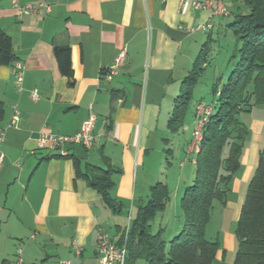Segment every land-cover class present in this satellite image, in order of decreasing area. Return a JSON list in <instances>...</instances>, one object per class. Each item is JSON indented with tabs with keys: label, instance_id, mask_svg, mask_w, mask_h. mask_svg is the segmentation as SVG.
I'll return each mask as SVG.
<instances>
[{
	"label": "crops",
	"instance_id": "crops-1",
	"mask_svg": "<svg viewBox=\"0 0 264 264\" xmlns=\"http://www.w3.org/2000/svg\"><path fill=\"white\" fill-rule=\"evenodd\" d=\"M211 1L224 5L230 16L211 17L192 7L182 12L178 0H19L46 4L49 12L39 8L18 17L0 0V29L11 40L12 63L23 68L18 92L12 64L0 66V264H16L17 250L23 264H98L99 234H108L114 244L122 241L125 231L116 215L145 205L151 187L161 183L168 190L171 183L180 201L194 178L196 153L189 142L195 110L176 133L169 132L168 120L198 54L208 53L203 38L225 32L236 15L230 4L240 3ZM54 48L70 51V81L57 70ZM90 116L95 118L91 149L64 146L67 156L57 157L36 148L40 133L71 137ZM168 146V153L177 150L182 160L176 176L169 172L171 163L161 176L160 159ZM252 164L246 157L241 162L245 168L236 189L248 181ZM86 165L112 168L109 195L115 209L88 185Z\"/></svg>",
	"mask_w": 264,
	"mask_h": 264
},
{
	"label": "trees",
	"instance_id": "trees-1",
	"mask_svg": "<svg viewBox=\"0 0 264 264\" xmlns=\"http://www.w3.org/2000/svg\"><path fill=\"white\" fill-rule=\"evenodd\" d=\"M235 1L242 4L245 14L234 15L225 32L238 40L239 47L230 58L234 62L226 83L212 91L215 102L209 105L211 114L195 155L194 178L179 201L183 225L168 244L163 241L161 230L155 234L150 232V221L164 210L169 200L167 188L161 183L154 185L146 204L138 207L130 224L124 264L138 260L146 264H214L218 244L204 238V229L212 204L224 203L227 186L240 168L247 130L236 118L242 112H249L253 105L264 106V0ZM206 54V50L198 54L190 75L181 83L168 120L170 133H176L183 125ZM53 55L59 74L70 81L69 49L54 48ZM14 59L11 40L0 29V66L13 64ZM3 115L0 102V123ZM85 170L88 185L101 195L108 208L115 209L116 203L109 195L113 187L112 168L86 165ZM235 235L237 251L233 264H264V149L248 182ZM120 244L121 241L116 245Z\"/></svg>",
	"mask_w": 264,
	"mask_h": 264
},
{
	"label": "rangeland",
	"instance_id": "rangeland-1",
	"mask_svg": "<svg viewBox=\"0 0 264 264\" xmlns=\"http://www.w3.org/2000/svg\"><path fill=\"white\" fill-rule=\"evenodd\" d=\"M230 6L234 11V14H239V9L244 10L241 3H231ZM230 22L231 20H228L227 24ZM216 33L217 32L215 30L213 34H211L210 41L206 40L207 36L203 38L204 44L202 47L204 46L208 52L205 57L206 67L201 76L197 79V84L192 92L187 110L188 112H186L187 117H190V113L195 110V106L198 103H205L209 106L215 102L212 91L214 89L220 88L226 83L228 75L233 68L234 60L230 58L238 50V40L229 32L226 33V36L224 34L225 32L222 34L220 33L219 35ZM191 71L185 78L190 75ZM236 119L241 124V126L247 130V136L242 142L240 168L232 176L227 186V193L224 203L214 202L212 204L209 220L204 229V238L209 242H215L218 244V250L214 258V264H233L234 262L237 251V239L235 235L237 221L245 197L248 182L258 165L259 153L264 149V106L253 105L249 112L240 113ZM259 126H261L260 131H258ZM189 135L190 134L187 133L186 138L182 137L181 142L184 145H182V148H185V145H187L186 141ZM189 143H191V141ZM168 150H171L170 146L164 148V153L160 159V164L162 165V168H164L161 170V176H164L165 174V169H167L165 167L167 166V163H171L173 166L172 169L169 170L170 174L174 173L176 176L180 169L179 163L182 162V160H180V157H178L177 150L172 152V154H169ZM226 152L227 150L225 148L223 151L224 156L226 155ZM158 157H155V162L158 160ZM245 157L247 162H253V168L250 172L251 174L248 181H244L239 185L237 184L238 186L236 189V180L240 178L243 167L245 166L241 165V162ZM169 184L170 187L167 190L169 194L168 203L166 204L164 210L156 214L153 220L149 223L151 228L150 232L152 234L157 233L158 229L162 231V239L166 244H168L169 241L177 235L174 234V231L177 229L178 225H183V213L179 206V199L176 200L173 197L175 191L173 185L171 183ZM136 206L137 205L135 204L133 208L126 209L120 215H116L117 219L115 223L123 230L122 234L128 225L127 222L134 219L137 212ZM158 226H160V228H158ZM107 231L109 232L110 230ZM134 264L146 263L142 260H138Z\"/></svg>",
	"mask_w": 264,
	"mask_h": 264
},
{
	"label": "built area",
	"instance_id": "built-area-1",
	"mask_svg": "<svg viewBox=\"0 0 264 264\" xmlns=\"http://www.w3.org/2000/svg\"><path fill=\"white\" fill-rule=\"evenodd\" d=\"M11 8L16 12L18 17L29 16L35 14L38 9H43L46 13L49 12V7L46 4H42L38 7L32 5H21L19 0H7ZM161 3L166 2L167 0H157ZM180 10L185 12L189 7L195 8L197 10L207 12L211 17L221 16L227 18L230 16V12L227 8L218 2L213 6L211 0H178ZM122 54H120L116 60V64L120 62ZM115 67L111 68L105 79L110 80ZM11 74L13 77V83L17 88L18 92L22 91L23 83V68L20 63L15 62L11 66ZM32 101L37 100L36 91L31 92ZM211 114V106L206 105L205 103H198L194 111L193 119V129L191 134V143L190 151L193 153L198 152L200 142L202 140V131L204 125L207 122L209 115ZM17 116V112H14V117ZM13 117V118H14ZM13 123V120L12 122ZM95 124V118L90 116L85 122H83L78 130V132L71 136H58L49 133H40L36 140V148L41 151H45L49 154H53L58 157H66L67 152L64 150V146H80L86 150L91 149L94 138H93V129ZM4 139V131L0 129V144ZM3 155L0 153V164L2 161ZM129 232V226L126 228L123 235L121 244L117 246L114 244L108 234L100 233L98 236L96 244V258L98 264H124L126 258V249L125 243L127 234ZM76 254H79L80 249L74 246ZM21 251H16V264H23L21 258ZM57 264H70L69 262H59Z\"/></svg>",
	"mask_w": 264,
	"mask_h": 264
}]
</instances>
